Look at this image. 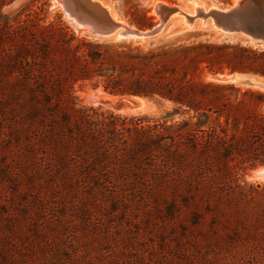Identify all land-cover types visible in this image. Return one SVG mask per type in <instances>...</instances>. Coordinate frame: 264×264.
<instances>
[{"label": "trees", "instance_id": "16d2710c", "mask_svg": "<svg viewBox=\"0 0 264 264\" xmlns=\"http://www.w3.org/2000/svg\"><path fill=\"white\" fill-rule=\"evenodd\" d=\"M153 23L148 12L132 21L140 30ZM206 72L264 77V50L112 43L37 12L19 16L0 27V146L30 185L97 202H164L173 217L186 208L191 241L218 264H264V183L241 175L264 167V91L207 81ZM86 85L170 109L153 118L84 106ZM203 213L212 215L204 233Z\"/></svg>", "mask_w": 264, "mask_h": 264}, {"label": "rangeland", "instance_id": "374dc122", "mask_svg": "<svg viewBox=\"0 0 264 264\" xmlns=\"http://www.w3.org/2000/svg\"><path fill=\"white\" fill-rule=\"evenodd\" d=\"M100 1L131 26H134L135 15L148 12V16L154 18V27L160 24L155 13L159 2L191 14L195 7L193 2L209 10L228 8L237 0ZM33 12L45 22L62 21L80 37L91 39L85 31L77 28L58 0H0V27L7 28L17 17L24 20ZM179 26L171 22L161 35L145 42L101 41L146 47L178 40L229 42L222 40L213 29L186 31ZM83 32L85 35H81ZM212 76L205 73L207 81L218 83L208 78ZM100 89L90 85L82 87L78 91L81 105L100 106L123 115L89 99L91 96L104 97L98 93ZM169 107L168 104L149 102L147 110L132 116L160 118L166 115ZM12 160V156L0 146V264H218L215 256L205 254L204 244H199L203 249L200 250L191 241L186 208L181 209L179 217H173L170 205L164 202H97L85 191L73 194L38 188L14 172ZM260 169L264 167L241 175L248 183L263 184L264 180L255 176ZM203 214L201 232L204 233L212 215Z\"/></svg>", "mask_w": 264, "mask_h": 264}, {"label": "water", "instance_id": "95a60500", "mask_svg": "<svg viewBox=\"0 0 264 264\" xmlns=\"http://www.w3.org/2000/svg\"><path fill=\"white\" fill-rule=\"evenodd\" d=\"M61 5L79 29H89V36L94 40L112 38L117 41L145 42L161 35L171 21L182 16L186 31L197 28L213 29L222 36L224 41L264 50V0H237L228 8L213 7L209 10L196 8L193 16L177 6L157 4L155 13L160 18V24L148 30H140L136 27V30L121 28L105 8L91 0H62ZM215 78L219 83L264 91V77L255 74L233 72L217 74ZM112 96H119L123 100L116 104H108L100 100L99 104L113 106L111 109H141L145 102H149L148 99L138 96Z\"/></svg>", "mask_w": 264, "mask_h": 264}, {"label": "bare ground", "instance_id": "6f19581e", "mask_svg": "<svg viewBox=\"0 0 264 264\" xmlns=\"http://www.w3.org/2000/svg\"><path fill=\"white\" fill-rule=\"evenodd\" d=\"M59 1V3L61 4V1L62 0H58ZM91 1H93L94 3H96V4H98V5H100V6H102L103 8H105L107 11H108V13L110 14V16L112 17V19L115 21V22H117L119 25H120V27L121 28H123V29H126V28H131L132 30H136V28L135 27H130L129 26V24H127V23H125L117 14H116V12L110 7V6H108L105 2H102V1H100V0H91ZM190 1H192V0H190ZM165 3V2H164ZM194 3V10L196 9V8H201V9H204L203 7H201V6H199L198 4H196L195 2H193ZM158 4H162L163 5V3L162 2H159ZM165 6H168V5H165ZM180 9V8H179ZM181 10V9H180ZM183 11V10H182ZM191 16H193L194 15V12L193 13H191L190 14ZM171 22H173V25L174 26H176L177 24L178 25H180L182 28H181V30H184V18L181 16V17H178V18H176L175 20H173V21H171ZM170 22V23H171ZM183 24V25H182ZM179 26V27H180ZM78 28V27H77ZM81 31H85L86 32V34L87 35H89L90 34V31H89V29L88 28H83ZM81 35H85V33L83 32V33H81ZM108 41H115V39H112V38H110V39H107ZM210 80H213V81H216V82H218L219 83V81H217L216 80V78H215V76H212V77H208ZM98 93L99 94H101V95H103L104 97H102V98H99V97H97V96H91V97H89V99L90 100H92L93 102H96V103H98L99 104V101L100 100H104V101H106L108 104L110 103V104H116L117 102H119V101H122L123 100V98H121V97H119V96H112V95H109L108 93H106V92H104V90H102V89H100V90H98ZM94 95V94H93ZM108 106V105H107ZM112 108H113V106H111ZM149 108V102H145L144 103V105H143V107L141 108V109H131V108H121V109H114V110H116L117 112H119V113H122L123 115H137V114H141V113H143L145 110H147ZM255 176H257V177H259V178H261V179H263L264 180V169H260L258 172H257V174H255Z\"/></svg>", "mask_w": 264, "mask_h": 264}]
</instances>
